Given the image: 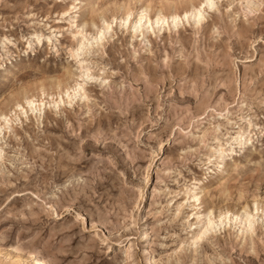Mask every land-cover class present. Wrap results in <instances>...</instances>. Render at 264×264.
Segmentation results:
<instances>
[{"label":"rangeland","instance_id":"obj_1","mask_svg":"<svg viewBox=\"0 0 264 264\" xmlns=\"http://www.w3.org/2000/svg\"><path fill=\"white\" fill-rule=\"evenodd\" d=\"M201 2L0 0V115L27 114L0 123V264H264V0L171 25ZM141 5L151 28L122 29ZM69 17L89 35L117 19L86 57L107 83L70 108ZM210 218L221 226L190 249Z\"/></svg>","mask_w":264,"mask_h":264},{"label":"snow or ice","instance_id":"obj_2","mask_svg":"<svg viewBox=\"0 0 264 264\" xmlns=\"http://www.w3.org/2000/svg\"><path fill=\"white\" fill-rule=\"evenodd\" d=\"M264 7V4L261 5ZM130 9L132 6H129ZM217 9V4L216 0H203L202 3H200L198 6H193V9L191 13L185 12L183 17H173L171 19V25L175 26L177 20H187L189 15L192 16L193 20L199 24L201 21H204L206 19V13L207 12H213L216 11ZM138 13V15H137ZM64 16H68L69 13L65 12L63 13ZM146 12L143 10V5L139 6V8L136 11L129 10L127 14L119 20L120 27L122 29H126L129 27V22L131 21V29L132 32L135 33L137 27L145 25L146 21ZM157 24H168L169 20L164 19L161 20L160 16L157 15ZM245 21H247V17H245ZM117 24V19L113 17L111 19V22H102V26L99 28H96L95 25L92 27L95 28V31L92 34H88L86 31V28L88 27L87 24H77L73 23L71 21V18L69 17V37L70 39L74 42L71 47L67 48V52L69 55V58L74 60L80 70V75L76 78V83L74 86H70L68 91L63 92L61 95L66 96L68 98V107H72L73 102L75 100H86L87 97V88L86 85L91 83V82H100V83H107V80H99L97 81L95 75H94V70L91 68V65L87 63L86 57L91 56V50L93 46L96 47H102L106 38L110 37L113 27ZM152 26L151 20L147 21V27L150 29ZM26 39V44L24 45L25 52L24 54H27L28 51H31L34 49L35 44H40L43 40L44 37L40 35L36 36H30L24 38ZM4 44H10L12 41L8 40L7 38L4 39V41L0 42ZM47 43L49 46L52 45L53 41L51 38L48 39ZM64 100L61 99L58 102L59 104H63ZM52 105H49L51 107ZM28 107L35 109L36 105L34 103L28 102ZM43 107V105H41ZM18 113H24V119L27 118V114L24 111V108L21 107V105H16V109L13 112H10L8 115H0V123L3 125H8V130L9 132L12 131L11 125L13 122L15 123H20V116ZM35 114V112H33ZM3 133V127H0V134ZM99 142V141H97ZM251 143V141H249ZM2 155V153H0ZM77 220H80L81 217L77 216ZM221 220H223V217H221ZM248 223H247V228L249 231L252 230L253 224H252V216L249 215L247 217ZM221 225H215L213 220L210 218L207 225H202L201 230L196 234L190 241H188L190 249H195L200 245L202 242H204L210 235V231L214 232L216 231ZM96 226L93 225V228ZM195 227V226H193ZM107 243V240L104 241ZM184 248V244L181 243L179 245V249Z\"/></svg>","mask_w":264,"mask_h":264},{"label":"bare ground","instance_id":"obj_3","mask_svg":"<svg viewBox=\"0 0 264 264\" xmlns=\"http://www.w3.org/2000/svg\"><path fill=\"white\" fill-rule=\"evenodd\" d=\"M202 3V2H201ZM250 4V5H249ZM248 4V8H253L252 10H254L255 11V9H254V6H252V2H250ZM247 7V6H246ZM247 8V9H248ZM192 9H193V7H192ZM258 9V8H257ZM191 11L192 10H190L189 11V13H191ZM66 12H68V11H66ZM127 12L128 11H126L125 12V14H127ZM65 13V12H64ZM159 16H160V18H161V20H164V19H167L166 18V16H164L163 14H161V13H159L158 14ZM173 17H180L178 14H177V12H175L174 14H172V16H171V19L173 18ZM148 20H150L149 18H147V20L145 21L146 23H147V21ZM154 23H156L157 24V19L155 20V22ZM138 28V27H137ZM28 102H31V103H34L35 104V100H33V99H26V104L28 105ZM36 105V104H35ZM41 105H43V103L41 102ZM38 108H35V109H32V108H30V110H38V111H40V108H41V106H37ZM244 135H243V133H240L239 135H238V138L239 139H242V137H243ZM223 155H225V152H224V149H223V147L222 146H218V147H216V149H214V153H213V157H215V159H220V158H222V156ZM193 199H194V201L195 202H199L200 200L198 199V194L197 193H195V192H193ZM248 217V216H247ZM209 221V220H208ZM33 264H44V263H42V262H38L37 261V263H33Z\"/></svg>","mask_w":264,"mask_h":264}]
</instances>
